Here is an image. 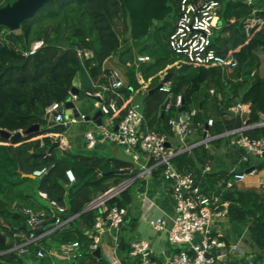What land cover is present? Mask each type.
I'll return each mask as SVG.
<instances>
[{
	"label": "trees",
	"instance_id": "obj_1",
	"mask_svg": "<svg viewBox=\"0 0 264 264\" xmlns=\"http://www.w3.org/2000/svg\"><path fill=\"white\" fill-rule=\"evenodd\" d=\"M14 1L0 0V7ZM218 1L220 26L212 38V47L220 54L236 50L239 64L232 70L195 67L183 62L174 64L179 56L171 50L169 37L179 17L182 0H49L34 17L21 23L19 33L0 25V129L10 134L33 124H40L42 129L14 141L0 136V142H10L0 145V218L6 221V224H0V232L8 239L6 243H0V264H29L19 249L25 242L22 234L29 233L27 215L21 210L22 205L13 207V200L8 197L21 190L25 191V196L42 204L44 226L53 219L51 200L66 208L62 219L73 217L63 228L27 245L29 251L41 249L45 252L36 264H51L52 256L48 250H60L63 245L73 242L80 244L79 264H99L91 247L94 238L84 232L83 226L94 228L97 219L105 217L106 213L100 208L84 209L111 186L137 176L142 170L134 169L130 161L102 155H59L56 150L43 156L41 153L46 152L53 141L46 137L42 145L41 140L32 138L45 131L47 120L44 116L55 102L86 99L87 94L98 92L103 94L105 103L111 97H115L119 105L127 101L131 95L128 86L119 88V95L104 89L110 85V72L103 66L111 56L119 57L134 90L142 86L138 72L145 80L152 78L149 89H154L161 78L158 73L174 64L167 70L170 73L169 92L158 88L141 96L145 119L143 131L165 134L170 142L171 138L177 137L170 120L178 113L176 98L182 95L187 110H198L190 131L202 137L208 120L213 119L208 129L214 137L211 142L216 148L225 146L222 149L225 158L244 168L253 157H258L250 155L232 138L262 139L264 126L250 127L234 136L223 134L236 128V118L228 110L238 103L249 109L248 124L264 120V76L260 57L264 52V22L249 39L244 19L252 13V7L240 0ZM256 15L264 21V9ZM39 40L43 45L30 53L33 43ZM135 51L150 60L137 64ZM75 87L79 94L73 99ZM168 100L172 107L162 115V107ZM245 156L247 160H244ZM213 159V151L206 144H199L179 152L174 164L180 172L192 173L195 185L203 193L217 196L221 201L228 200V217L247 225L257 247L264 250V186L260 189L240 188L235 181L229 185L235 173L207 170ZM154 163L151 158L149 166ZM44 168L46 171L39 176L38 183L29 176H22ZM127 168H132V172L104 174ZM256 168L263 170L264 163H259ZM68 170L73 172L74 181L68 178ZM151 172L158 177L163 173V166H154ZM36 189L47 197L39 198ZM133 191L132 183L108 205L127 207L133 201Z\"/></svg>",
	"mask_w": 264,
	"mask_h": 264
},
{
	"label": "built area",
	"instance_id": "obj_2",
	"mask_svg": "<svg viewBox=\"0 0 264 264\" xmlns=\"http://www.w3.org/2000/svg\"><path fill=\"white\" fill-rule=\"evenodd\" d=\"M252 7V13L244 19V28L247 37L250 39L254 32L262 27L263 19L256 15L259 11L256 5V0H243ZM220 2L218 0H182L180 12L175 28L169 37V46L171 50L179 56V62L187 63L195 67H222L232 70L239 64L235 50H230L226 54L218 53L212 47V38L216 30L220 26L219 18ZM43 45V41L39 40L33 43L30 53H34L36 49ZM89 56L88 53H86ZM264 57V52L262 55ZM142 61H148V56L138 57ZM110 85L104 89L111 90L115 95H119L118 89L124 86V81L118 70H111L109 73ZM170 81L164 82L161 89L166 92L170 91ZM214 92V89L211 90ZM100 95V93L98 94ZM100 97H103L100 95ZM76 95H73V99ZM182 95L176 98V107L180 108L183 105ZM64 102H55L47 109V113L57 111L55 122L57 124L67 123L65 114L59 112ZM172 103L166 105L165 111L170 110ZM101 110L104 115L109 116L113 121L115 117H120L118 128L113 131L103 127L101 132L102 140H109L121 145L125 152L129 154L135 163H139L140 148L144 153L154 159L153 166H147L135 177L123 180L117 185L111 186L104 193L100 194L92 200L87 207L89 209L100 208L105 217H99L94 225V229L100 232L106 223L113 227H120L124 222L128 213L125 206L108 205V202L120 195L123 191L129 188L139 175L150 172L154 166H163V176L170 182L172 195L175 201V215L171 219L170 225L165 217L159 216L149 221L150 227L155 231H164L167 233L168 240L178 246L177 252L172 256L169 264H215L224 257H227L230 249L229 246L222 240H219L212 233V225L215 219H222L228 216L230 202L228 200L221 201L217 196H208L203 193L196 185L192 173L180 172L174 164L176 155L184 151L185 148H190L192 145L175 149L171 146L169 137L165 134H159L155 131H143L144 114L140 104H131L125 101L119 105L115 97H111L107 103L102 99ZM235 113L244 114L248 112L246 105L238 103L230 108ZM198 113L196 108L184 110L178 115V119L172 118L170 123L176 136L185 141L187 134L190 131L193 117ZM178 114V113H177ZM76 122L75 119L71 120ZM213 124V119H209L208 126ZM254 126H264V120L255 124H246L243 127L237 128L235 132L242 133L244 130ZM102 127V126H101ZM46 137L50 138L53 143L60 142L59 133H49ZM87 146L93 148L98 142V137L93 131L86 133ZM212 136L206 135L200 144L208 143ZM43 137L40 139L44 144ZM237 142L244 146L251 155L264 156V138L251 140L245 136H240ZM196 146V145H194ZM193 146V147H194ZM208 169V167H206ZM46 169L36 170L33 174L41 176ZM251 172H255L254 170ZM68 178L71 181L75 180L71 170L67 171ZM246 177L245 173H235L234 179L243 180ZM232 181L229 182V185ZM46 197V194H42ZM50 205L52 211L59 215L66 213V208L59 204L56 200H51ZM27 215V224L29 227L28 234H22L25 237V242L19 245L20 253L24 254L28 251L27 245L37 242L41 238L52 234L59 230L62 226L67 225L71 218L62 219L56 218L55 224L51 229L40 231L44 227L43 216L36 213L31 208L23 209ZM201 235L199 243L194 242L195 234ZM184 244L187 246L184 247ZM67 247L80 248L79 242L68 244ZM93 249L97 248L96 243L92 245ZM215 250V252H213ZM37 255L41 258L45 256L43 250H38ZM131 258L134 259V264H159L154 256L150 243L145 239L135 240L131 244L129 252ZM61 264V263H51ZM63 264H77V261L66 262ZM227 264V263H226ZM231 264H253L252 262H235Z\"/></svg>",
	"mask_w": 264,
	"mask_h": 264
},
{
	"label": "crops",
	"instance_id": "obj_3",
	"mask_svg": "<svg viewBox=\"0 0 264 264\" xmlns=\"http://www.w3.org/2000/svg\"><path fill=\"white\" fill-rule=\"evenodd\" d=\"M256 5L259 10L264 9V0H256ZM261 55L262 52L260 53V57L262 60L261 74L264 76V57ZM145 56L146 55H139L135 51L136 63H137V57H145ZM142 62H146V61L141 60L137 64H140ZM177 63H179V60H177L174 64ZM174 64L168 65L166 68L160 71V73H158V75L161 76L158 85L161 83L165 75L169 73L167 70ZM103 68L109 70V72L113 69L118 70L120 72L122 79L124 81V86H128L131 91V95L127 99L128 104L129 103L141 104L142 94L148 90L149 91L151 90L149 89V86L151 84L152 78L145 80L141 72L137 73L139 83L142 85L141 88L138 90H134L132 87H130L128 83L126 69L119 62L118 56H111L107 58L104 62ZM99 93L101 96H103L101 92H98L96 94L98 95ZM101 98L103 99V97ZM75 102L79 107L80 112L85 116H89V115L92 116L94 114V109L100 104V101L91 98L77 99L75 100ZM248 117H249L248 112L241 114V121H242L241 127L245 126L248 123ZM120 120H121L120 117H115L113 121H111L109 116L104 115L102 113V122L100 124L97 123L96 121H93L92 119L91 120L84 119L78 122H74L71 128L65 130L64 132H55L49 130L48 121H47L45 131L32 138V140H40L42 137L46 138V136L49 133H54V132L59 133L60 146L53 150V152L57 150L59 155L77 154V153L102 155L109 158H117L125 161H130L133 163L132 167L134 169L144 170L145 167L149 166L151 157L148 156L146 153H144L140 148L136 149L140 157L139 163H135L133 158L125 152L124 148L121 145L109 140H102L101 132L103 130V127L115 131L118 128V124ZM236 129L237 128H235L231 132H226L223 135L234 136V134L237 133L235 132ZM89 131H93L98 137V142L96 146L93 148H89L87 146L86 133ZM206 135H210L208 130L206 131V128H204V134L202 137L199 136L195 131H190L187 134L185 141H181L178 137H173L171 138L170 144L175 149H182L190 145H192L193 147L194 145L196 146L199 145L200 142H202L203 139L206 137ZM213 139L214 137L212 136L211 140L208 143H203L206 144L207 147H209L214 154L213 162L212 164L207 166L208 167L207 170L209 171L229 170L234 173H245L246 177L243 180L236 181L234 177L231 180V181H235L240 188L260 189L264 186V169L258 170L256 168V166L259 163H264V156L262 157L258 156L257 158L253 157L251 159V163L243 168L241 166L234 165L231 161L225 158L222 155V149L225 146L223 145L222 148L214 147L211 142ZM232 141L237 142L235 137L232 138ZM8 144H10V142H5V141L0 142V145H8ZM192 147L185 148L184 150L191 149ZM31 152H34V150L32 149ZM244 160H247V156L244 157ZM251 167L254 168L255 172H247V170L250 169ZM131 172H132V168H131ZM22 176H29V175L22 174ZM31 178L35 179L37 183L40 179L39 176H35V175L34 177ZM133 185H134L133 201L131 204L127 205L128 213L125 217L124 222L121 224L120 227L116 228L111 226L109 223H106L104 228L100 232H97L94 228H91L92 229L91 230L90 228H85L83 226L84 232L90 236H93L94 242L96 243L97 247H100L101 249V258L97 257L96 255L94 256L97 258L99 264H134L135 262L134 259L131 258L129 255L131 244L135 240L145 239L151 245L155 260L159 264H169L172 256L177 252L178 246L172 244L168 240L166 232L153 230L150 227L149 221L151 219H155L159 216H162L167 219L168 225H170L171 219L175 215V201L172 195L171 184L163 176V174H160L158 177H155L150 171L142 175H139L137 179H135V181L133 182ZM38 191L36 192L37 193L36 195L39 198L45 199L47 197L42 195L45 193ZM24 193L25 191L21 190L8 195V197L13 200L12 206L17 207L22 205L21 208L22 211L25 208H31L36 213H39L42 216L45 215V209L43 208L40 201L32 197H27L24 195ZM27 195L30 196L29 193ZM52 215H53L52 221L41 229L45 231L47 229H51L55 224L56 218L57 217L61 218V215L58 216L53 211H52ZM0 224H6V221L3 218H0ZM49 225L51 227L46 228ZM63 227L64 226H62L61 228ZM92 231H95V234H93ZM212 233L219 240L224 241L229 246L230 249L227 257H224L215 264H226V263L231 264L242 261L244 262L250 261L253 264H264V250H261L257 247L247 225L234 222L227 216L222 219H215L212 225ZM7 240L8 239L6 237V242ZM200 240H201V235L199 233L195 234L194 242L199 243ZM185 246L187 245L184 244V247ZM96 249H94V251ZM213 252H215V250H213ZM47 253H49L52 256V263L54 262V263L63 264L69 261L71 262L77 261V264H79L81 258L79 247L73 248V247H67V245H63L60 250H53V251L48 250ZM24 254L29 264H36L40 260V257L37 255V251L28 250Z\"/></svg>",
	"mask_w": 264,
	"mask_h": 264
},
{
	"label": "water",
	"instance_id": "obj_4",
	"mask_svg": "<svg viewBox=\"0 0 264 264\" xmlns=\"http://www.w3.org/2000/svg\"><path fill=\"white\" fill-rule=\"evenodd\" d=\"M49 0H16L12 4H7L3 7H0V25H5L9 27L11 30L15 31L20 28V25L22 22L25 20L34 17L38 11L44 7V5L48 2ZM80 47V45H78ZM141 60L137 57V63L140 62ZM170 80V73H167L161 83L155 87L154 89H151L150 92H153L154 90L161 88L164 84V82ZM72 93L75 95L79 94V89L78 88H73ZM88 98L95 99L100 101V104L94 109V114L92 116H85L80 112L79 107L77 106L76 102L73 100H69L65 103V105L61 106L59 109V112H63L66 117L67 123H61L57 124L54 120L55 115L57 111H53L51 113H46L44 118L48 121V128H57L61 130H67L71 128L72 126V119H75L76 122L81 121V120H93L96 121L97 123L102 122V110H101V104H102V98L97 95V94H87ZM169 100L163 105L162 107V112L161 114H165V108ZM186 110V105L183 103V105L179 108L178 114L176 115V118L178 119V115L181 112H184ZM228 113L232 114L236 118V128L241 127V115L238 113H235L233 110H228ZM209 129V126L206 125V131ZM41 126L40 124H33L27 129L21 130L15 134H10L9 132L0 129V136L5 137L7 139H10L14 141L16 138L24 136V135H29L34 132H39L41 131ZM206 134V132H205ZM60 146V142H54L53 145L46 151L41 153L43 156H46L50 153L53 152V150L57 147ZM254 168L251 167L250 169L247 170V172L253 171ZM131 173V168L127 169H119V170H111L106 173L105 175H110V174H129ZM31 177H34V175H29ZM89 207H86L84 211L88 210ZM51 227L50 225L47 226L46 228ZM43 229H40L42 231ZM0 243H6V236L0 232ZM122 245V243H121ZM94 255L97 257L101 258V249L100 247H97V249L94 251Z\"/></svg>",
	"mask_w": 264,
	"mask_h": 264
},
{
	"label": "rangeland",
	"instance_id": "obj_5",
	"mask_svg": "<svg viewBox=\"0 0 264 264\" xmlns=\"http://www.w3.org/2000/svg\"><path fill=\"white\" fill-rule=\"evenodd\" d=\"M15 32H16V33H19V32H20V29L15 30Z\"/></svg>",
	"mask_w": 264,
	"mask_h": 264
},
{
	"label": "flooded vegetation",
	"instance_id": "obj_6",
	"mask_svg": "<svg viewBox=\"0 0 264 264\" xmlns=\"http://www.w3.org/2000/svg\"><path fill=\"white\" fill-rule=\"evenodd\" d=\"M15 2V1H14Z\"/></svg>",
	"mask_w": 264,
	"mask_h": 264
}]
</instances>
